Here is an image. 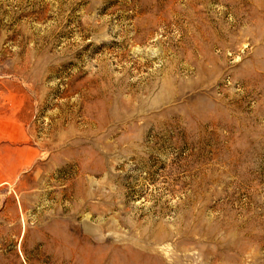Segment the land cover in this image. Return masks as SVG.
Listing matches in <instances>:
<instances>
[{
    "label": "rangeland",
    "instance_id": "rangeland-1",
    "mask_svg": "<svg viewBox=\"0 0 264 264\" xmlns=\"http://www.w3.org/2000/svg\"><path fill=\"white\" fill-rule=\"evenodd\" d=\"M0 264H264V0H0Z\"/></svg>",
    "mask_w": 264,
    "mask_h": 264
}]
</instances>
